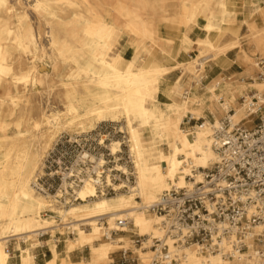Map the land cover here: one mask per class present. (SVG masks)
<instances>
[{
    "label": "bare ground",
    "instance_id": "1",
    "mask_svg": "<svg viewBox=\"0 0 264 264\" xmlns=\"http://www.w3.org/2000/svg\"><path fill=\"white\" fill-rule=\"evenodd\" d=\"M243 39L264 47V0H0V264H8L12 240L20 264H35L30 239L43 228L55 246V234L67 232L64 255L51 248L52 257L43 264H74L71 252L83 248L89 258L81 262L100 264L115 250L128 249L120 244L126 234L107 232L101 241V218L107 220L105 230L125 218L124 233L162 236L161 217L145 205L172 184L185 186L191 180L186 176L199 181L203 169L218 160L212 129L219 119L185 130L182 117L203 118L209 99L238 122L246 117L250 92L264 93L259 67L263 79L241 85L245 102L239 105L222 99L230 78L221 84L213 79L207 92L192 96L204 81L199 71L213 62L216 67L205 75L210 80L231 64L227 52L241 48ZM241 56L251 60L247 48ZM175 71L178 77L168 79ZM186 74L197 78L189 85L192 94L184 88ZM103 122L123 123L119 131L132 167L117 164L114 170L131 175L132 183L113 184L107 174L114 190L109 196L98 193L88 175L75 189V202L67 197L65 182L54 192L45 190L38 177L44 176L53 143L62 135L92 132ZM120 145L118 140L108 145L115 160ZM91 159L99 178L104 159ZM45 211L49 218L40 215ZM263 228L259 222L252 231ZM170 248L179 256L172 264H255L250 247L234 258ZM149 256L150 249L141 252V263Z\"/></svg>",
    "mask_w": 264,
    "mask_h": 264
},
{
    "label": "built area",
    "instance_id": "2",
    "mask_svg": "<svg viewBox=\"0 0 264 264\" xmlns=\"http://www.w3.org/2000/svg\"><path fill=\"white\" fill-rule=\"evenodd\" d=\"M257 65L264 68V56L258 57ZM258 78L262 80L263 74L259 72ZM250 94L245 118L233 122L225 112L217 125L213 126L212 146L218 160L210 168L203 169L199 181L186 176L191 180L185 186L172 184L155 201L145 205V210L161 217L163 235L151 239L136 235L132 240V249H120L105 264H142L140 252L147 249H150L147 264H172L179 256L170 246L222 252L229 258L250 247L254 263L264 264V228L252 231L257 223L264 222V93L252 91ZM241 100L245 102L244 97ZM228 112L234 111L230 109ZM192 122L194 128L204 123L192 116H188L183 123ZM99 125L92 132L62 135L53 143L45 157L51 179L47 185L40 183L44 189L53 187L55 182L58 186L65 182L67 197L75 202V189L90 175L95 180L98 193H114L106 181L107 174L111 182L115 180V175L109 173L114 169H108L106 173L104 160L99 167V178L92 170L96 164L91 157L98 158L95 151L109 149L106 145L110 140V133L105 132L107 125L105 122ZM111 129V132L122 133L115 126ZM89 135L93 139L85 147ZM74 147H79L80 151H73ZM99 222L105 238L107 232L109 236L124 233L122 229L129 225L127 219H118L112 229L105 230L107 220L101 218ZM48 231L45 228L36 231L40 246L48 245L51 236ZM225 245L229 250H225Z\"/></svg>",
    "mask_w": 264,
    "mask_h": 264
},
{
    "label": "rangeland",
    "instance_id": "3",
    "mask_svg": "<svg viewBox=\"0 0 264 264\" xmlns=\"http://www.w3.org/2000/svg\"><path fill=\"white\" fill-rule=\"evenodd\" d=\"M186 13H184V15H185ZM238 18H241V16L240 15H238ZM184 24H188V22L187 21H184ZM244 31H245V28L243 27V28H241L240 29V34H243L244 33ZM43 41H45V40H43ZM245 48H247V52L250 54V56H251V60L250 59H247V58H245L247 61H248V66H251V67H249V69L245 72V73H243V74H241V75H236V76H234V77H232L231 79H230V81H228L230 84H233V83H236V84H242L241 83V79L240 80H238L239 79V77H242V79H246L243 83L245 84V83H247V82H250L252 79H258L259 80V78H258V73H259V71H260V69H259V66L257 65V59H258V57L259 56H264V47H261V48H258V49H256L255 47H254V44L253 45H249V44H247V42L243 39L242 40V46H241V48L240 49H245ZM211 62H209L207 65H209ZM256 63V64H255ZM206 65V66H207ZM206 66H205V68H206ZM200 72V74H202V77L204 78V81L201 83V82H199V84L197 85V86H195V92L192 94V93H190V88H189V85H191V84H194L195 83V81L197 80V78L195 77L194 78V76H191L190 74H186L184 77H183V79H182V81H184V83H185V86H184V88H185V90L186 91H189V93L190 94H192V96L195 98V99H198L201 95H203L205 92H207V89H208V87H209V84H208V82H209V80L207 79V78H205V69L203 70V71H199ZM178 75H179V71H175V72H173L171 75H169V76H167V78L168 79H170V80H175L177 77H178ZM242 102V100L241 99H239L237 102H236V105H239L240 103ZM220 110V107H219V104H217V103H215L213 100L212 101H210L209 99H208V101H207V103L204 105V108H203V110H202V113H203V115H204V117L203 118H201V119H199V122H205V120H208V121H210V122H215L214 120H216V118H218L219 120H220V118H222V116H223V113L220 111V114H221V116H218V114H216V117L214 118L213 116H211L210 114H209V111H212V112H217V111H219ZM188 114H185L183 117H182V121H181V124H180V126L183 128V129H185V130H193L194 129V127H192L191 125H194V122H192V124H186V123H183V122H185L186 121V119L188 118ZM102 124H104V122L103 123H101L100 125H102ZM105 124L107 125V128L105 129V132L107 133V134H109L108 135V138L110 139L109 140V142L106 144V145H109V143L111 142V140H118V141H120V142H123L124 141V143H122L121 144V152L120 153H118L117 154V159L115 160V157L113 156V155H109V153H110V150L109 149H103L102 151L101 150H96L95 152L97 153V155H95L96 157H98V158H100V157H102L104 160H105V162H106V166L104 167V169H105V171H106V173H108V169H114L115 168V166L117 165V164H119V165H124V166H126L128 169H129V171H131V163H130V158H129V154H128V147H127V144H126V142H125V134L124 133H119V134H117V133H114V132H111V128L113 127V126H115V127H117V128H119L121 125H123V123H108V122H105ZM99 125V126H100ZM67 138H68V136H67ZM92 139H93V137L91 136V135H89V137H88V141H86L85 143H86V146L85 147H87V146H89V143L92 141ZM91 148H92V146H91ZM108 148V147H107ZM162 148H163V150L164 151H167V148H166V146L164 145V146H162ZM73 151H80V148L79 147H74L73 148ZM103 154V155H102ZM47 155V154H46ZM46 165H47V167H49V165H48V163H46L45 162V159H44V165H43V169H42V171H43V173H44V176H39L38 177V182L39 183H41L42 185H43V183H45L46 185L48 184V182L50 181V176L48 175L49 174V172H50V170L46 167ZM53 169V168H52ZM111 175H115L114 176V179L115 180H112V182H113V184H117V183H120V182H122V181H128L129 183H132V181L134 180V178L131 176V175H129V176H124V175H122L121 174V172L120 171H116V170H114L113 172H109ZM111 178H113V176H111ZM128 178V179H127ZM60 186H58L57 184H56V182L53 184V187H50V188H46L45 187V189L47 190V191H49V192H54V191H56L58 188H59ZM114 193H112V194H106V195H113ZM50 214H51V212H47V211H45V212H42L40 215L43 217V218H49V216H50ZM55 220H57V222H59L60 221V219H59V217H55ZM131 226V225H130ZM62 231H63V234H61V233H59V232H57L58 234H56V237H57V247L55 246V244L53 243V241H52V238L50 237L49 238V240H48V244H49V247L50 248H54L55 247V250L58 252L59 250H61L62 248H63V250L65 249V244H64V242H63V239H64V237H65V234L67 233L66 231H65V229H62ZM135 233V230H131L129 233H117L116 235H114V236H119V235H121V234H126V238L124 239V240H122L121 242H120V244H123V245H125L126 246V248H128V249H132L134 246H133V244H132V240L133 239H135L136 238V234H134ZM72 237H73V235H71ZM30 241H31V248H30V253H31V251L38 245V244H40L39 242H38V239L36 238V237H34V238H31L30 239ZM101 241H106V238L105 237H103L102 235H101ZM17 242H16V240H12V241H10L9 242V246L11 247H13V248H17V244H16ZM8 246V247H9ZM24 245H22V247H23ZM120 250V248L119 249H117V250H115V252H113V253H110L109 254V256H108V258H106V259H104L102 262H100V264H105V263H107L108 261H109V259L111 258V256H113V255H116L117 253H118V251ZM140 252V251H139ZM141 253V252H140ZM80 255L81 256V259H80V261L79 262H81V260H82V258H85V259H88L89 258V252H88V249L87 248H83V250L82 251H79V250H75V251H73V252H71V256H70V258L72 259V261H73V263L74 264H88V263H86V262H81V263H77V262H75L74 260H73V256L74 255ZM60 255H64V254H60ZM19 258V257H18Z\"/></svg>",
    "mask_w": 264,
    "mask_h": 264
},
{
    "label": "crops",
    "instance_id": "4",
    "mask_svg": "<svg viewBox=\"0 0 264 264\" xmlns=\"http://www.w3.org/2000/svg\"><path fill=\"white\" fill-rule=\"evenodd\" d=\"M195 44H193L194 46ZM227 57L232 61L230 65L225 66L222 69L217 70L214 74L213 77L209 80L208 84L210 85L212 83V80L215 79L219 82V84H221L223 81V79L225 78H232L236 75H241L243 73H245L246 69L249 67L248 66V61L246 59H244L241 56V49L240 48H236L234 50H231L229 52H227ZM215 64L213 62H211L209 65L206 66L205 68V75L209 76L211 75L213 69L215 68ZM241 79V83L244 84L243 82L247 79H242V77H239L238 80ZM230 84V83H229ZM227 84L225 86H223L222 88V93H223V98H227L229 100L230 105L235 104L239 99H242V89H241V85L242 84ZM247 84V83H245ZM234 100H233V99ZM220 111L223 113L224 115V111L220 108L219 111L217 112H212L209 111V114L213 117H216V114H218V116H221ZM48 244V243H47ZM23 245V244H22ZM57 247V246H56ZM10 249V258L8 261V264H20V250L17 248H13L12 246L8 247ZM31 253L34 255V260H35V264H43L44 262H46L47 260H49L52 257V249L49 247V245H37L32 251ZM59 254H64V250L63 248L61 250L58 251ZM81 259L80 255H74L73 256V260L77 263H79Z\"/></svg>",
    "mask_w": 264,
    "mask_h": 264
}]
</instances>
